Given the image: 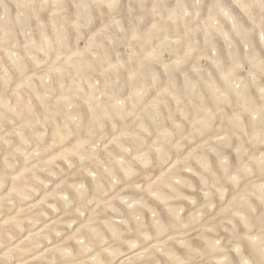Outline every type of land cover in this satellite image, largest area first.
I'll return each mask as SVG.
<instances>
[{
	"label": "clouds",
	"instance_id": "clouds-1",
	"mask_svg": "<svg viewBox=\"0 0 264 264\" xmlns=\"http://www.w3.org/2000/svg\"><path fill=\"white\" fill-rule=\"evenodd\" d=\"M0 264H264V0H0Z\"/></svg>",
	"mask_w": 264,
	"mask_h": 264
}]
</instances>
